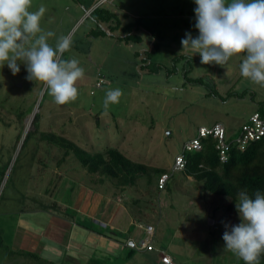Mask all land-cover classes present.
<instances>
[{"label":"rangeland","instance_id":"374dc122","mask_svg":"<svg viewBox=\"0 0 264 264\" xmlns=\"http://www.w3.org/2000/svg\"><path fill=\"white\" fill-rule=\"evenodd\" d=\"M90 1L80 0L87 7ZM170 1L184 11V0H108L105 5L119 18V28L112 36L94 38L88 33L99 25L88 18L78 0H32L30 11L41 5L47 9L41 28L55 33L48 43L55 47L59 37L67 36L71 48L62 59H78L85 76L77 82V99L59 105L44 84L25 78L28 73L23 63L15 76L6 65L0 68V264L127 262L122 253L108 256L96 242L90 245L85 238L88 231L76 225L79 235L70 241L68 250L48 239L56 230L57 235L63 234L52 220L59 214L103 226L86 213H77L86 190L103 198L107 209L113 204L108 202L110 198L123 204L116 217L121 231L130 230L134 238H148L145 228L152 225L154 245L169 252L172 264H245L224 247L222 240L225 227L221 222H240L235 205L229 197L206 192L191 177L183 176L174 169V161L201 126L222 122L228 135L235 138L255 113L257 102L264 100V87L244 78L232 58L223 67L203 65L198 53L182 50L181 39L186 32L198 35L194 27L196 5L188 0L187 9L193 14L192 22L185 25L180 17L170 18ZM156 9L160 13L150 15ZM127 23L133 24L138 40L122 38L128 33L123 27ZM103 26L108 29L107 24ZM150 32L159 49L149 58L163 64L160 70L153 64L142 66L149 61L143 51L150 49ZM177 56L176 70L167 77L170 68H175L171 61ZM203 74L196 84L193 79ZM97 81L104 83L96 87ZM115 88L123 95L119 103L105 109L106 92ZM35 113L39 118L31 125ZM45 131L93 152H101L105 146L117 147L135 161L166 168L168 174L174 170L169 181L171 191H156L149 199L145 180L124 191L109 181L97 183L73 155L58 164L63 151L42 142ZM155 187L156 181L152 190ZM137 200L142 203L138 205ZM54 203L59 208L51 207ZM138 208L145 216L141 224L134 219ZM95 248L89 260L87 255ZM133 260L146 263L137 252ZM257 264H264V260L258 259Z\"/></svg>","mask_w":264,"mask_h":264},{"label":"clouds","instance_id":"9594fccd","mask_svg":"<svg viewBox=\"0 0 264 264\" xmlns=\"http://www.w3.org/2000/svg\"><path fill=\"white\" fill-rule=\"evenodd\" d=\"M194 4L198 35L186 32L182 50L198 53L203 65L221 67L232 57L243 56L241 75L264 87V0H194ZM31 8L32 0H0V68L6 65L15 76L23 63L28 73L25 78L44 84L56 104L75 101L76 85L85 70L76 58L62 59L71 48L67 36L59 37L55 47L48 43L55 33L41 28L46 7ZM122 95L119 88L108 90L105 109L119 103ZM235 209L239 223L221 222L224 247L245 264H257L264 253V193L257 190L253 198L247 189H241Z\"/></svg>","mask_w":264,"mask_h":264},{"label":"trees","instance_id":"16d2710c","mask_svg":"<svg viewBox=\"0 0 264 264\" xmlns=\"http://www.w3.org/2000/svg\"><path fill=\"white\" fill-rule=\"evenodd\" d=\"M99 1L100 0H91L87 7L78 0V2L83 5L85 12L88 13V18H92L97 23L96 25H99L98 28H92L88 33V35L94 38L103 35H114L113 30L115 31L120 25L119 21L116 20L119 18L105 5L107 1L102 3H99ZM184 2L186 7L183 11V8L178 6V3L170 1V18L180 17L186 25L192 22L191 15L193 13H189L187 9L188 0H184ZM164 4L165 6L167 5L166 3ZM177 7L181 8L177 9ZM158 13H160V11L156 9L155 12H150V15H157ZM104 23L105 25L107 24L108 29L104 28ZM134 24L137 25L138 22ZM123 27L128 29V33L123 37L121 36L122 38L127 40L131 38L136 40L139 39V37L132 32L133 24L127 23ZM150 34L152 38L149 41V44H151L150 49L148 51H143V53L148 54V56L145 55L149 61L143 66H151V64H153L154 69L160 70L163 64L158 61L153 62L149 58L150 55L155 54L159 49L155 43L157 39L154 33L150 32ZM119 37L120 36H117V38ZM177 58L179 57H174L171 61L173 64L172 67L175 68H170V74H168L167 77L175 72V61ZM185 70L189 72L188 66H186ZM146 71L152 72L153 69L147 68ZM184 76L187 78L186 74H184ZM203 76L204 74L194 78L193 81H195L196 84L200 83ZM255 113L259 114V116L264 119V100L257 102ZM38 118L39 114L35 113L31 125L37 122ZM24 128L25 126L23 125L22 129L24 130ZM20 136L21 134L18 135L17 142ZM227 137V142L230 143V149L227 152L228 159L226 161L220 159L219 151L216 148L217 140L210 135L202 138L203 147L201 150L183 152L182 148L181 153H183L185 158V165L182 169L177 171L181 172L183 176L191 177L195 182L201 184L204 191L231 198V204L235 205L237 193L241 189H247L248 194L253 198L257 190L264 193V135L259 140L247 144L244 150L239 148L234 142L235 138L229 136L228 133ZM41 138L42 142L53 144L63 151L62 157L57 161L58 164L73 155L80 161L82 167L92 175L94 178L93 180L97 183L103 185L109 181L114 187L118 188V190L124 191L145 180L144 182L148 185L145 194L149 199L152 198V195L155 194L156 191H171L169 181L173 176L172 172H175L172 169V171H170L171 174H168L166 168L152 166L144 161H135L117 147L105 146L101 152H93V149H84L72 140L51 131L43 132ZM165 173L169 175V179L166 181L163 188H159L157 186L158 180L161 175ZM155 181L156 187L152 190L151 186L155 184ZM156 195L155 198L157 197ZM149 199H147V203L150 201ZM136 202H138V205L142 203V201L138 200ZM51 207L55 208L56 206L51 205ZM143 213V210L138 208L134 218L136 222L143 223L145 219ZM82 222L83 221H79L77 224L99 234L105 233L104 227L102 226L95 225L93 228L86 227ZM148 225L150 224L146 226ZM260 258L264 260V253H261L259 259Z\"/></svg>","mask_w":264,"mask_h":264},{"label":"crops","instance_id":"0c3cea01","mask_svg":"<svg viewBox=\"0 0 264 264\" xmlns=\"http://www.w3.org/2000/svg\"><path fill=\"white\" fill-rule=\"evenodd\" d=\"M188 4H189V1H188ZM189 13H192V12L189 11ZM105 36H107V35H103L101 37H105ZM109 36H112V35H109ZM241 58H243V56L232 57V60H234L236 62L237 68L240 67ZM227 65H228V63L225 66H227ZM185 67H186V65H185ZM206 127H210V126H206ZM82 195H83L82 198L85 199V201L81 202L80 205L77 207V209H78L77 213H86L87 216L89 217V219L93 218V219L97 220V222H100L103 225L102 227H104L105 233L99 234L93 230L86 229V228L79 226L77 224L81 220H78V219L75 220V218H73V216H70V215H66V214L60 215L59 214V216L61 218L60 217H53L52 220L54 222L58 223V225H56V227H58L57 229L63 230V232H62L63 234L57 235V230L55 233L51 232L50 234H48V236H49L48 239L52 240V242L55 245L60 246V247H63L62 245H65L66 250H68L70 248L69 247L70 241H74L76 236L79 235V232L77 231V228H76V226H79L80 228L82 227L83 229L88 231V233H86L85 238H86V242L90 243V245L91 244L94 245L96 242V244L99 246V248L104 250V252H106L108 256H113L115 253H118V254L122 253V256H123L122 258L126 259L127 262L120 263V264H136L133 260V257L135 256L136 252L139 254H142L146 259V263H140V264H163L161 262V253L163 252V253L169 254V252H167L165 250H159L156 245H154V246H156L155 251H145V250L138 251V250L133 248V244L135 245L136 243H139V241L141 240L140 236H137V238H134L132 236L130 230H128L127 232L121 231L122 226H120V219L116 216H118V214L121 212L120 208H121V206H123V204H120L119 201L111 200V198H110L108 202L113 203V204H112V206L109 205L108 209H107V207H105L106 205L103 206L104 199L101 197H97L95 194L92 193V191H90V190H86L85 192L83 191ZM94 196H96V197H94ZM90 201H91V203H90ZM54 205L59 208V205H57L56 203H54ZM82 223H84L86 225V227H92L93 228V225L89 222H82ZM132 223L133 222L131 221L128 223V225H130ZM124 225H125V223H124ZM139 227H141V225H139ZM118 229H120V230H118ZM25 231L27 232V229ZM91 233H93V235H91ZM84 234H85L84 232L81 233V235L83 237L85 236ZM62 243H64V244H62ZM153 244H155V242ZM96 249L97 248L93 249L92 252H90V253H92L91 255L90 254L87 255L89 260H90V258H92L91 256L94 254V250H96ZM98 250H100V249H98ZM54 251H55V249H54ZM47 255H50V254L47 253ZM54 257H56V260H57V258H59L55 255H54ZM107 259H110V258H107ZM131 260H133V262H131ZM89 263H87V264H89Z\"/></svg>","mask_w":264,"mask_h":264},{"label":"built area","instance_id":"2783aa9c","mask_svg":"<svg viewBox=\"0 0 264 264\" xmlns=\"http://www.w3.org/2000/svg\"><path fill=\"white\" fill-rule=\"evenodd\" d=\"M107 0H100L99 3L105 2ZM101 81L96 83V87L101 86ZM213 136L217 140L216 148L219 151L220 159L226 161L228 159L227 152L230 149V143L227 142L226 128L223 123L217 122L213 126L206 127L202 126L198 129L197 135L189 139L183 145L184 151H195L201 150L202 138L207 136ZM264 135V119H262L259 114L254 113L248 121L242 124L239 134L235 137L234 142L239 146L241 150H244L252 141L259 140ZM185 165V158L183 153L178 154L174 161V169H182ZM169 179L167 173L162 174L158 180V187L163 188L166 181ZM145 232L148 234V238L142 239L139 243L133 244V248L138 251H155L156 248L153 244L152 236L154 235V227L148 225L145 228ZM161 262L163 264H172V258L167 253H161Z\"/></svg>","mask_w":264,"mask_h":264}]
</instances>
